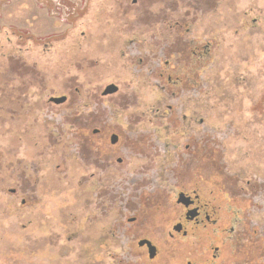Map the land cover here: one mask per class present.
I'll use <instances>...</instances> for the list:
<instances>
[{"label": "rangeland", "instance_id": "1", "mask_svg": "<svg viewBox=\"0 0 264 264\" xmlns=\"http://www.w3.org/2000/svg\"><path fill=\"white\" fill-rule=\"evenodd\" d=\"M34 1L0 0V264H264V0H141L117 24L110 3L63 20ZM114 28L144 34L119 31L105 57ZM189 93L200 132L176 139ZM146 125L160 131L139 129L158 149L144 162L111 145ZM172 183L218 223L166 235L150 260L140 238L183 214Z\"/></svg>", "mask_w": 264, "mask_h": 264}, {"label": "flooded vegetation", "instance_id": "2", "mask_svg": "<svg viewBox=\"0 0 264 264\" xmlns=\"http://www.w3.org/2000/svg\"><path fill=\"white\" fill-rule=\"evenodd\" d=\"M140 1L141 0H131V4H129V0H124V1L123 0H99V1H97V3H102V5H103V3H105V4L110 3L111 4L110 16H111V19L116 21V24H117V21L120 19L125 20V22L129 23L130 20L133 19V18H130V15L133 13L132 7L134 6V8H135L136 6H138ZM34 2H36L35 3V8H36L35 10L37 11V14L35 16L36 18L37 17L40 18L42 16V14H40L38 10H45V11H47L49 18L56 17L57 19H63V20L68 15H77L78 11H83L85 9L86 5L91 4V0H35ZM163 2H164V0H163ZM73 4H75V5H73ZM102 5L100 6L99 11L97 12L96 17H95L99 21V23L102 20L100 18V16L103 14ZM71 6H73L75 9H72ZM72 10H73V13H71ZM117 27H118V25H117ZM138 30H140V29H137V30H135V29L127 30L125 28H124V30H122L120 28H114V29H109V30L107 29V31L110 32V41L109 42L106 41V43H105L108 46V49H106L104 51L105 57H108L111 55L112 51L109 49L110 48V42H112L114 39H116L115 37H117L119 31L122 33L125 31H130V32L136 31V33L139 36L144 34V29L142 31H138ZM41 46L43 48H48V47H50V44L44 43ZM99 56H101V55H99ZM94 57L88 56V61H91ZM130 59H132V58H130ZM93 61H99V58L95 57ZM131 64H133V63H131ZM145 64H143V65H145ZM184 68H185V70L182 71L184 73L181 72V74H185L184 77L186 76L187 81L189 80L191 83H195L194 79L192 78V76L195 77L193 72H192V76L189 77V74L187 72V71H190L189 68L188 67H184ZM179 72H180V70H179ZM163 75L164 74L162 73L161 78H163ZM113 87L116 88V91L114 93L105 94L106 92L111 90ZM118 92H119V87L116 86L115 84H111L110 86H108L103 91L104 95H107V96L115 95ZM172 93H174V92H172ZM172 93H171V95H172ZM189 95L193 99V101L189 100L187 94L185 95L186 98H185L184 106L181 109V113L180 114L178 113V115L180 116V119L184 121V128L182 129L181 132L178 133V136L176 137V139L179 138V136H182L183 134H185L187 136L189 134V132H191L192 130H196L195 131L196 134L200 132L199 129H197L198 123L202 119V118H199L200 112L197 109V107L199 105V100L195 99L192 93H189ZM61 98H67V97L62 96ZM174 98L175 99H181L178 97L177 94H174ZM159 102H160V100H159ZM176 111H178V110L176 109ZM154 112L160 113L161 109L156 108L154 110ZM135 113L140 114V115L142 114L138 110H135ZM206 125L208 126L210 124H206ZM140 128L143 130H149V131H151L152 129L160 131L155 126H149V125L139 126L135 129L134 134L137 135V137L133 138L134 142H132V140H133L132 138H128V140L122 141V139L120 140L118 135L113 134L111 136V145L115 146L116 149H118L117 148L118 146H128V150H120V151L121 152L122 151L127 152L130 159H138V160H140V163H141V162H144L145 160L148 159V157L152 153L151 150H154L156 152V151H158V149L156 147H152V146L148 145L149 141L145 140V138H147V134L140 133V131H139ZM98 132L99 131L96 130L95 133L98 134ZM131 132H133V131H131ZM192 135L194 136V134H192ZM140 137H143V141H139ZM160 141L163 142V140H160ZM186 147H187L186 149L188 150L189 146L187 145ZM199 151L200 150L198 149V146H197L194 149V154H192V156L190 157L191 163H193V160H197V156L199 154ZM167 153L170 156H172L171 151H168ZM167 153L165 155H167ZM159 156L157 157L156 160L160 161L162 163H161V172L159 173V176H157V178L162 180V181L164 180L166 182V180H165L166 179L165 178V169L163 166L166 160H165V158L158 160ZM104 161L108 162L107 160H104ZM116 162L118 163L119 166L124 165V161L121 158H118ZM198 168H199V166H197L195 169H198ZM197 175L200 176L199 173H197ZM198 179L199 178H196L195 181H197ZM199 181L200 180H198V182ZM198 182L195 185L196 187L198 185ZM181 184H182V187H180V188L177 187V185H178L177 183L173 184V186L166 185L169 192L173 194V197H172L171 201L168 202V205L169 204L170 205L176 204L180 208V210H183V214L181 215L180 219L175 224L173 223V225L171 226L172 230H170L168 234H166V232H161V229H163V230L166 229L167 222L164 224V223H161L159 221V223H160L159 228L160 229L157 231V233L160 235L156 234V236H153V237L144 236V237H141L140 241L138 242V245L141 247V249H143V248L147 249L148 257L150 260L155 259L157 257V255L159 254V249L157 248V245H160L159 242L163 243V240H166V235L170 239L176 240V236L184 235L186 233L187 226L190 224L205 226L208 223H211V224H217L218 223L216 219L211 217V214H210V211L208 210V208H206V206L200 204V201L197 198V196H198L197 191L195 190L192 193V190H190L187 187V185H188L187 183L186 184L181 183ZM187 190L189 192H187ZM159 208H160L159 203H153L152 206L150 205V207H148L149 213L142 218L143 222H147L150 219H152V222L154 224L156 222V219L153 216L157 215L159 213L158 212ZM140 212H141V209H140L137 217L133 216V218L128 219V222L133 223L134 225H135V223L136 224L141 223L142 220H141ZM233 231H234V228H232V232ZM102 241H104V239H102L101 242ZM150 245L156 249V253H152V252H155V250H153L150 247ZM186 264H192V263L187 262Z\"/></svg>", "mask_w": 264, "mask_h": 264}, {"label": "water", "instance_id": "3", "mask_svg": "<svg viewBox=\"0 0 264 264\" xmlns=\"http://www.w3.org/2000/svg\"><path fill=\"white\" fill-rule=\"evenodd\" d=\"M116 91V88L113 87L111 90H109L108 92H106L105 94H112ZM66 101V98H59V99H52V102L56 103V104H62ZM150 247L155 250V252H152V253H156V249L150 245ZM151 253V254H152Z\"/></svg>", "mask_w": 264, "mask_h": 264}]
</instances>
